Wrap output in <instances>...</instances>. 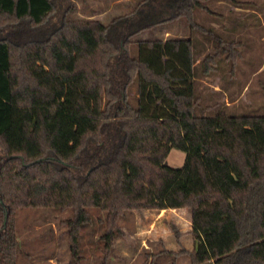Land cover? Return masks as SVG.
I'll return each instance as SVG.
<instances>
[{"label": "trees", "instance_id": "1", "mask_svg": "<svg viewBox=\"0 0 264 264\" xmlns=\"http://www.w3.org/2000/svg\"><path fill=\"white\" fill-rule=\"evenodd\" d=\"M56 1L0 0V264H18L21 207L71 210L76 259L92 207L107 213L105 258L127 211L188 207L191 264H264V114L201 107L210 70L193 37L132 39L185 20L223 42L198 18L223 0H143L109 24L50 26Z\"/></svg>", "mask_w": 264, "mask_h": 264}, {"label": "rangeland", "instance_id": "2", "mask_svg": "<svg viewBox=\"0 0 264 264\" xmlns=\"http://www.w3.org/2000/svg\"><path fill=\"white\" fill-rule=\"evenodd\" d=\"M142 1L57 0L49 25H58L64 16L70 20L99 19L109 24L119 16L133 13ZM236 1L242 7L223 0L222 5L209 4L215 14L198 12L199 21L214 28L223 42L207 37V33L193 31L185 20L156 25L132 38L137 41L193 37L200 52L196 63L210 70L200 74L197 94L201 107L209 106L207 112L211 115L224 106L232 114H264V0ZM7 31L0 29V36ZM137 50L136 42L130 45L134 56ZM207 55L208 60L202 61ZM135 94L133 86L132 95ZM186 157L185 151L173 148L167 163L182 167ZM90 213L93 221L80 229L76 259L69 235L71 210L19 208L15 214L18 264H104V261L106 264H191L190 256L184 252L192 251L195 246L188 207L127 211L119 219L124 234L117 235L108 258L101 238L107 213L98 207L90 208Z\"/></svg>", "mask_w": 264, "mask_h": 264}, {"label": "crops", "instance_id": "3", "mask_svg": "<svg viewBox=\"0 0 264 264\" xmlns=\"http://www.w3.org/2000/svg\"><path fill=\"white\" fill-rule=\"evenodd\" d=\"M164 210H166V209H164Z\"/></svg>", "mask_w": 264, "mask_h": 264}]
</instances>
